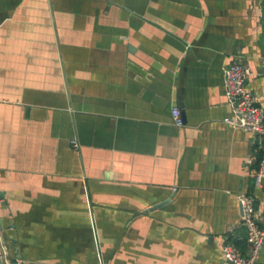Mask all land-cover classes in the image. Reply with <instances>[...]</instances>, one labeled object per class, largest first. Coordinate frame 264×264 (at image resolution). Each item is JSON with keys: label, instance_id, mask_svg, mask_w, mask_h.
I'll list each match as a JSON object with an SVG mask.
<instances>
[{"label": "crops", "instance_id": "obj_1", "mask_svg": "<svg viewBox=\"0 0 264 264\" xmlns=\"http://www.w3.org/2000/svg\"><path fill=\"white\" fill-rule=\"evenodd\" d=\"M234 63L263 95L264 0H0V233L12 258L232 264L226 243L247 255L236 195L253 197L264 226L252 178L264 135L225 122Z\"/></svg>", "mask_w": 264, "mask_h": 264}, {"label": "built area", "instance_id": "obj_2", "mask_svg": "<svg viewBox=\"0 0 264 264\" xmlns=\"http://www.w3.org/2000/svg\"><path fill=\"white\" fill-rule=\"evenodd\" d=\"M251 74L252 71L248 66L239 63L223 68L224 95L232 113L225 122L232 128L264 135V94L255 95L249 92L244 84ZM259 100L262 102L258 103ZM171 116L177 126L183 125V119L177 107L171 109ZM72 144L77 146L75 141H72ZM247 162L250 163L251 159H247ZM252 178L257 188L264 189V156L260 158ZM236 198L241 209V221L247 231L248 254L243 255L233 243L224 244L222 254L225 261L232 264H255L264 243V226L258 223L253 197L245 192H239ZM0 250L4 262L12 264V257L1 233Z\"/></svg>", "mask_w": 264, "mask_h": 264}, {"label": "water", "instance_id": "obj_3", "mask_svg": "<svg viewBox=\"0 0 264 264\" xmlns=\"http://www.w3.org/2000/svg\"><path fill=\"white\" fill-rule=\"evenodd\" d=\"M130 51H134L132 48H130ZM149 74L151 75V76H153V73L152 72H149ZM148 80H152V77H149V78H147ZM0 225L4 228V226H3V221L0 219ZM7 247H8V249H9V253H10V255H11V257H13L15 254H14V252H13V249H12V246L10 245V243H8L7 242ZM18 258L20 257V256H17ZM0 264H6L5 262H4V259H3V257H2V253H1V250H0ZM12 264H24V263H20L19 261H18V259L16 258V257H14V258H12Z\"/></svg>", "mask_w": 264, "mask_h": 264}]
</instances>
